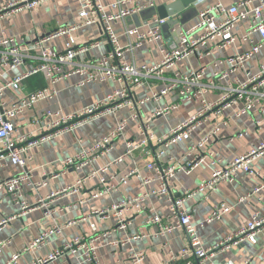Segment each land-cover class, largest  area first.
<instances>
[{"label": "crops", "instance_id": "1", "mask_svg": "<svg viewBox=\"0 0 264 264\" xmlns=\"http://www.w3.org/2000/svg\"><path fill=\"white\" fill-rule=\"evenodd\" d=\"M12 1L14 0H0V6ZM98 1L109 5L116 0ZM243 1L194 0L185 8L180 0H161L157 7H163L169 16L167 26L162 30V40L168 49H173L177 38L172 28L194 26L198 20L197 11L216 3L231 6ZM78 10L77 0H49L32 10H23L0 20V36L2 34L14 36L26 44L32 43L36 39L53 33L59 27L76 23ZM149 16L150 13L145 10L139 15L113 24L122 45L127 42L125 31L129 28L145 26L146 21L150 19ZM246 29L247 22L243 21L236 24L233 33L243 36ZM73 37L78 43L100 42L97 48L76 58L74 62L76 64L92 65L108 51V44L97 26L79 29ZM253 40L258 41L259 36L254 35ZM64 44L65 37L51 39L45 43V46L61 52L64 50ZM248 49L247 42H237L225 49L210 50L209 54L200 58L192 56L177 63L172 70L166 71L162 78L171 77L173 71L187 74L191 71L202 70L204 76L202 82L205 83L211 76L214 63ZM159 59L157 46L144 45L126 54V60L137 65H152ZM260 66H264V47L245 62L243 71L237 72V76L244 78L246 72L254 74ZM30 67L31 62L28 61L24 68L14 70L8 77L20 75ZM64 70L70 71L71 69L66 66ZM79 80L77 76L63 79L57 84L58 95L54 99L39 102L33 109L15 118L14 124L17 131L12 135V139L17 140L28 134L37 135L39 131L31 125L30 121L43 111L59 112L60 117H63L102 100L116 87L111 82L77 87ZM163 82L164 80L161 79L148 80L142 87L134 90L133 96L143 99L149 96L150 91H158ZM47 85V79L41 74L26 82L27 92ZM222 92L218 88L208 92L205 97L213 101L220 97ZM23 96L25 92L5 91L0 100L11 105ZM175 100L177 96L173 93L167 100H150L135 109L125 107L114 113L106 112L77 128L63 131L54 139L26 150L23 155L26 159L25 169L13 165L8 159L0 162V181L27 171L33 185L23 187V198L28 205L24 211L14 203L12 196L0 193V244H2L0 264H5L14 255H18L16 264H33L37 260L47 259L75 238L90 240L96 235L101 236L100 240L95 242L98 264H137L133 259L135 253H141L143 256L140 264H182L183 260L176 258V255L187 246V236L184 231L175 229L161 235L158 234L156 225L147 223L152 214H158L163 219L167 217L170 202L165 196L156 194L149 198V207L152 212L126 213L125 218L129 221V225L125 230L118 228L116 219L112 216L101 219L94 214L95 211L108 208L123 199L159 190L161 178L146 169L147 164L155 161V154L158 151V146L153 142L146 147H140L120 164H114L113 161L124 154L127 142L139 141V126L156 107ZM199 109L198 101H183L175 111L151 120L150 130L156 137L165 136L172 128L193 117ZM235 111L236 107L233 106L225 109L222 116L207 118L206 122L194 130L188 141L174 144L166 150L165 155L160 159L161 163H168L169 157L174 158L176 162L184 163L190 159L187 154L191 147L200 143L215 126L220 127L214 138L192 153L194 159L198 155H207L203 162L190 174L179 172L173 179L167 181L166 186L172 197H182L185 190H192L202 179H207L212 168L211 160L216 161L218 167L225 168L235 158L246 154L258 144L264 143V113L261 116L255 114L234 118ZM122 119L127 120L123 136L114 140L107 152L84 160L78 169L67 168L64 171L63 161L90 150L98 141L112 132ZM224 119H229V122L223 126L221 122ZM257 121H261L260 130L256 127ZM104 167L108 168L107 171L98 173V176L105 178L108 183H117L119 178L130 169H136L140 176L147 177L151 182L144 185L137 178H131L126 185L117 183L115 189L109 194L92 198L91 196L101 186L98 181L99 177L90 176ZM250 167L254 174L238 171L231 183L219 184L216 191L207 199L204 195H199L185 200L184 211L190 215L202 246L206 248L215 246L243 229L254 213L264 214V156L252 160ZM78 179L85 180V182L82 189L75 192L73 187ZM41 182L45 185L37 186ZM220 203L227 204L230 211L220 220L204 224L212 208ZM92 225L94 230H92ZM136 234H143L144 238L137 242L128 241ZM40 236L44 237L42 241L31 247V244ZM127 241L129 243L125 244ZM191 260L192 264H198L196 260ZM246 261H249L248 264H260L264 261V229L256 236L255 244L244 241L238 246L216 250L213 257L209 259V264H244ZM47 264L90 263L81 255L76 258L67 253Z\"/></svg>", "mask_w": 264, "mask_h": 264}, {"label": "built area", "instance_id": "2", "mask_svg": "<svg viewBox=\"0 0 264 264\" xmlns=\"http://www.w3.org/2000/svg\"><path fill=\"white\" fill-rule=\"evenodd\" d=\"M47 1L49 0H14L0 6V20L23 10H32ZM77 1L79 5L78 21L72 25L59 27L53 33L28 44L17 40L14 36L4 34L0 36V81L2 82L0 83V97L5 91L25 92V96L18 98L11 105L0 100V162L8 159L13 165L25 169L26 159L23 155L26 150L36 147L44 141L54 139L61 132L77 128L106 112L114 113L125 107L135 109L150 100H167L175 93L177 100L168 101L163 106L156 107L139 126V141L127 142L124 154L113 161L114 164H120L140 147H146L153 142L158 146V151L155 154V161L147 164L146 169L161 178L159 190L123 199L108 208L95 211L94 214L101 219L112 216L116 219L118 228L125 230L129 225V221L125 218L126 213L152 212L149 207V198L156 194L165 196L170 202L167 217L163 219L158 214H152L147 223L156 225L158 234L161 235L175 229L184 231L187 236V246L176 255V258L183 260L182 264H192L191 259L196 260L198 264H209V259L220 248L227 249L229 246H238L244 241L255 244L256 236L264 229V214L254 213L246 226L234 236L226 238L211 248H206L202 246L190 215L184 211L183 204L185 200L199 195H204L207 199L216 191L219 184L231 183L238 171L254 174L250 164L252 160L264 156V143L258 144L246 154L235 158L225 168L218 167V163L211 160L210 176L207 179H202L196 188L185 190L180 198L170 195L166 186L167 181L173 179L179 172L190 174L203 162L207 155H198L194 159L192 153L214 138L220 127L215 126L200 143L192 146L187 154L190 159L184 163L176 162L174 158L169 157V162L163 164L160 159L163 158L170 146L188 141L194 130L206 122L207 118L222 116L227 108L236 107L234 118L255 114L261 116L264 113V66H260L254 74L246 72L244 78L237 76V72L243 71L245 62L258 54L264 47V0H244L231 6L216 3L197 11L198 20L194 26L172 28V32L177 38L173 49H168L162 40V27L166 25L169 18L160 19L155 14L149 21H146L145 26L127 29L125 31L127 42L124 45L121 44L113 27L114 23L139 15L145 10H156L158 2L161 0H116L109 5H104L98 0ZM254 2H256L255 5L249 7ZM243 21L247 22L246 32L243 36H237L233 33L234 28L236 24ZM89 26L99 28L108 44V51L92 65L76 64L74 63L76 58L100 45L99 41L78 43L74 39L73 34L76 31ZM254 35L259 36L258 41L253 40ZM63 37H65L63 51L59 52L45 46L47 41ZM237 42H247L249 49L214 63L211 76L205 83L202 82L204 77L202 70L191 71L187 74L173 71L171 77L162 78L166 71L172 70L181 61L192 56L200 58L209 54L210 50L225 49ZM144 45L157 46L160 55L158 62L152 65H137L126 60V54L132 53ZM28 61L31 62L29 69H25L20 75L8 77L14 70L24 68ZM66 66H69L71 70L65 71ZM40 74L45 76L48 85L27 92L26 82ZM70 76L80 78L76 84L77 87L103 82H111L116 87L102 100L63 117H60L59 112L43 111L30 121L31 125H34L39 131L37 135L28 134L13 140L12 135L17 131L14 119L27 110L33 109L37 103L54 99L58 95L57 84ZM152 79L164 80L162 87L156 92L150 91L149 96L143 99L135 98L134 90ZM218 88L223 91L222 95L216 100H207L205 95ZM183 101H198L200 109L193 117L172 128L167 135L156 137L150 130L149 122L175 111ZM126 122L125 119L120 120L114 130L98 141L90 150L63 161L64 171L67 168L78 169L84 160L107 152L113 141L123 136ZM228 122L229 119H224L221 124L224 126ZM260 124L261 121L256 122L258 130L261 129ZM107 169L104 167L98 172H93L90 177L98 178V173H104ZM131 178H137L144 185L151 182L147 177L140 176L136 169H130L119 178L117 183L126 185ZM98 181L101 188L91 196L92 198L109 194L117 184L108 183L103 177H99ZM84 182L85 180L78 179L73 190L75 192L81 190ZM24 185L33 186L31 176L27 171L0 181V193L12 196L14 203L22 211L28 208L26 200L23 198ZM40 185H45V183L37 184V186ZM229 211L230 207L227 204H217L203 223L211 224L218 221ZM91 227L94 230V226ZM43 238V236L37 238L31 247L38 245ZM100 238L99 235L90 240L75 238L47 259L37 260L33 264H47L67 253L76 258L81 255L88 263L98 264L95 242ZM143 238V234H136L128 241L137 242ZM128 241L125 244L129 243ZM1 247L2 244H0ZM17 259L18 255H14L5 264H16ZM133 259L135 263L140 264L143 256L141 253H135ZM248 263L249 261H246L244 264ZM260 264H264V261Z\"/></svg>", "mask_w": 264, "mask_h": 264}, {"label": "water", "instance_id": "3", "mask_svg": "<svg viewBox=\"0 0 264 264\" xmlns=\"http://www.w3.org/2000/svg\"><path fill=\"white\" fill-rule=\"evenodd\" d=\"M193 1H194V0H190V1H188V0H180L181 5H182L183 7H185V8H186L190 3H192ZM146 12H149V13H150V16H149L150 18H151L153 15H155V14H157V16H158L160 19H167V18L169 17L168 14L166 13V11L164 10V8L161 7V6L157 7L156 10L150 9V10H146ZM166 26H167V24L164 25V26L162 27V30H164Z\"/></svg>", "mask_w": 264, "mask_h": 264}]
</instances>
